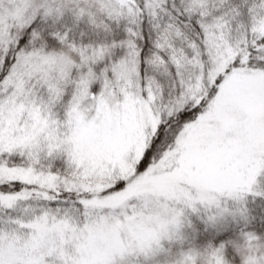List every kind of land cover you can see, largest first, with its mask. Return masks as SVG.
Listing matches in <instances>:
<instances>
[{
    "label": "snow or ice",
    "instance_id": "6c2138e0",
    "mask_svg": "<svg viewBox=\"0 0 264 264\" xmlns=\"http://www.w3.org/2000/svg\"><path fill=\"white\" fill-rule=\"evenodd\" d=\"M0 264H264V0H0Z\"/></svg>",
    "mask_w": 264,
    "mask_h": 264
}]
</instances>
